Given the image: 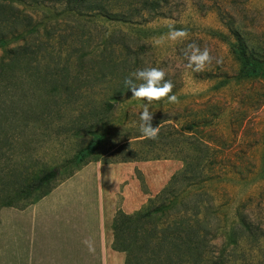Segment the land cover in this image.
Listing matches in <instances>:
<instances>
[{
	"label": "rangeland",
	"instance_id": "1",
	"mask_svg": "<svg viewBox=\"0 0 264 264\" xmlns=\"http://www.w3.org/2000/svg\"><path fill=\"white\" fill-rule=\"evenodd\" d=\"M152 1L115 0L116 9L135 13L128 23L97 14L68 17L63 0L45 5L0 1V12H7L0 16V66L15 47L27 45L35 53L27 60L32 63L23 84L6 91L8 84L0 78V222L34 203L35 196H18L22 173L58 167L93 143L95 152L73 175L62 170L54 189L87 191L92 211L98 197L127 214L144 210L183 162H118L165 155L156 151L159 143L165 145L162 137L153 146H134L137 140L128 139L160 129L167 135L198 123L194 139L211 142L209 156L221 162L207 170L213 178L202 195L213 206L212 263L264 264V80L239 81L231 53L235 32L264 45V0H166L157 8ZM109 36L115 50L104 45ZM80 56L85 57L81 68L74 64ZM102 57L117 67L100 79L94 64ZM32 68L38 74L52 72L47 81L60 82V70L66 77L33 89ZM128 81L135 86L133 97L110 100ZM109 101L112 110L104 109ZM22 114L30 117L29 125L22 124ZM99 119L107 124L99 125L101 140L87 129L76 131ZM166 142L174 145L176 139ZM128 143L133 144L125 147ZM223 211L229 222L241 216L255 228L246 234V245L224 244L218 230Z\"/></svg>",
	"mask_w": 264,
	"mask_h": 264
},
{
	"label": "trees",
	"instance_id": "2",
	"mask_svg": "<svg viewBox=\"0 0 264 264\" xmlns=\"http://www.w3.org/2000/svg\"><path fill=\"white\" fill-rule=\"evenodd\" d=\"M10 3H32L35 5H45L47 0H0ZM65 6L64 14L68 17L77 18L97 14L109 21L128 23L130 16L135 13H126L125 9L115 8V0H63ZM166 0H153L151 6L160 7L161 2ZM3 9V8H2ZM114 9V11H113ZM6 11H1L0 16H4ZM5 22H8L9 16L5 17ZM2 17L0 20L2 22ZM24 31H22L23 33ZM20 33V34H22ZM235 42L231 43V53L239 67L237 79L239 81L264 80V45L258 47L252 44L243 34L238 32L233 33ZM4 40L3 36L0 35ZM109 36L104 45L106 49L113 48V43L110 42ZM4 42V41H3ZM29 46H18L6 52L7 60L3 61L0 66V78L5 79L8 85L6 91L15 89V85L22 81L25 74L28 73V66L31 61L28 58L35 55L29 52ZM85 57H77L74 59V64L81 68ZM32 63V62H31ZM27 65V66H26ZM95 67L100 70L97 72L99 78H105L110 73H113L117 67L112 59L96 60ZM63 70L58 71L57 77L64 81L66 74ZM47 74L49 76H47ZM47 74L37 73V70L32 68L29 72L33 89L41 87L46 82L57 85L59 81H47L53 77V73ZM64 78V79H63ZM78 80L79 78L76 77ZM9 80V81H8ZM0 80V88L1 83ZM129 82V83H128ZM124 82L115 90V95L110 99L118 101L122 96L133 97L132 94L135 86L130 81ZM22 85V101L27 98ZM0 107H2L0 105ZM104 109L112 110V103H104ZM34 120L42 121V117L35 115ZM30 117L22 114V124L29 125ZM103 119L91 121L87 126H78L77 132L85 131L86 129L94 133L95 140H101L99 134V125L103 123ZM105 128L106 123L102 124ZM198 123L183 125L181 128L170 129L169 134L163 135L160 129L157 134L149 135V133L138 134L130 137L128 140H137L135 143H128L125 147L138 145L153 146L156 140L161 137L165 140V145L159 143V148L156 151L162 154L152 159H133L118 162H130L138 160H157L162 158L178 159L183 162V169L175 174L168 185L154 198L149 199L148 205L144 210L133 214H126L122 210H118L113 221L114 242L113 249L117 252L125 254L124 264H213L212 263V241L209 239L210 232L213 228V206L210 203L203 201L202 195L205 194L204 185L213 177L207 176L208 171L213 170L215 164L221 165V162L209 156L214 153V149L210 147L211 142H205L201 139L197 142L194 137L197 132ZM101 132H106L104 129ZM98 133V134H97ZM79 133L77 136H81ZM176 139L174 145L166 142L167 139ZM174 141V140H173ZM94 145H89L83 150H78L73 158L65 160L60 166L53 169L45 170H26L22 173V184L19 187V195L22 194V199L33 197L32 202L38 201L47 196L55 188V181L61 174L62 170L69 171V175H73L80 164L84 162L85 157L94 151ZM132 145V146H133ZM123 148V147H122ZM206 150V151H205ZM206 153L208 155H206ZM168 154V155H166ZM211 159V160H210ZM210 160V161H209ZM117 162V161H115ZM208 170V171H207ZM12 187L14 185H11ZM15 188V187H13ZM20 197V196H19ZM7 204H11L8 202ZM221 224L218 230L224 239V244L229 247L239 248L247 244L246 234H254L253 226L245 218L239 216L236 222H229L228 214L223 211L221 213ZM238 232V234H237ZM259 245V240L257 241ZM216 264V263H215Z\"/></svg>",
	"mask_w": 264,
	"mask_h": 264
},
{
	"label": "crops",
	"instance_id": "3",
	"mask_svg": "<svg viewBox=\"0 0 264 264\" xmlns=\"http://www.w3.org/2000/svg\"><path fill=\"white\" fill-rule=\"evenodd\" d=\"M89 198L87 191L54 189L2 219L0 264H124L125 254L112 247V226L125 211L99 197L92 211Z\"/></svg>",
	"mask_w": 264,
	"mask_h": 264
}]
</instances>
